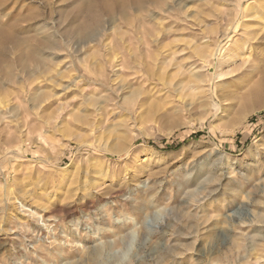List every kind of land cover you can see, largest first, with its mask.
Masks as SVG:
<instances>
[{
	"label": "rangeland",
	"instance_id": "rangeland-1",
	"mask_svg": "<svg viewBox=\"0 0 264 264\" xmlns=\"http://www.w3.org/2000/svg\"><path fill=\"white\" fill-rule=\"evenodd\" d=\"M164 3L0 0V264H264V0Z\"/></svg>",
	"mask_w": 264,
	"mask_h": 264
},
{
	"label": "bare ground",
	"instance_id": "bare-ground-1",
	"mask_svg": "<svg viewBox=\"0 0 264 264\" xmlns=\"http://www.w3.org/2000/svg\"><path fill=\"white\" fill-rule=\"evenodd\" d=\"M98 0H88L89 3V10L91 11V9L96 5ZM100 2V6L103 7L104 9H107L110 16L114 17V15L116 14V12L114 13V11H116V9H120V13H122L121 15H123L122 17L124 18L126 16V10L127 9H132V7H134L135 9H139V10H143L144 7L147 4H151L154 5L157 8H161L163 7V5L165 4V0H99ZM99 4V3H98ZM148 9V8H147ZM112 17V18H113ZM81 36H86V27H83L80 31ZM253 33V32H251ZM257 37H253L251 36L248 39V43L249 45H252L253 41L256 39ZM247 41V40H246Z\"/></svg>",
	"mask_w": 264,
	"mask_h": 264
}]
</instances>
